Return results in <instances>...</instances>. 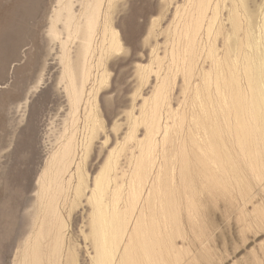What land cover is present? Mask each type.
Returning a JSON list of instances; mask_svg holds the SVG:
<instances>
[{"label": "rangeland", "instance_id": "374dc122", "mask_svg": "<svg viewBox=\"0 0 264 264\" xmlns=\"http://www.w3.org/2000/svg\"><path fill=\"white\" fill-rule=\"evenodd\" d=\"M55 1L0 0V264H19L21 245L30 232L36 181L55 149L68 113L65 94L58 84V47L46 33ZM216 3L217 19L209 35L204 23L190 44L197 15L187 0L115 1L111 24L123 47L106 60L107 80L96 94L95 113L101 127L81 160L88 189L79 200L70 190L59 209L68 262L91 264L94 254L87 243L91 206L86 197L112 149L127 145L136 156L135 142L124 138L134 118H140V112L152 106L151 93L159 82L154 71H158L159 78H167L168 98L175 110L185 88L201 93L223 89L225 60H245V55L254 51L248 48L245 34L259 35L264 48V0H244V4L242 0H212L211 9ZM207 16L211 17V13ZM188 22L190 27L185 33ZM212 48L217 63L208 55ZM157 60H161L160 67ZM190 64L192 77L186 72ZM255 64L256 58L247 63L250 73L264 71V63ZM99 73L92 72L86 98H93L94 91L88 92ZM185 75L187 87L182 83ZM145 98L148 101L144 104ZM165 108L158 111L162 126L166 121L171 124ZM83 112L82 108L81 118ZM135 129L136 138L141 139L145 134L143 124L137 122ZM251 131L257 134L261 130L253 126ZM173 132L174 128L170 134ZM85 136L86 131L80 128L79 146ZM157 139L160 141V137ZM251 141L258 149L262 145V140ZM228 147L236 163L229 168L225 188L213 189L209 201L201 200L197 205L195 226L190 227L185 213L180 211L183 225L169 221L165 229L159 204L151 209L154 216L146 219L155 227L154 239L160 251L168 239L171 244L167 246H175L164 255L172 264H264V154L256 155L261 159L260 175L256 176L248 159L241 156L239 144L231 139ZM80 156L78 150L76 163ZM74 170L75 166L70 174ZM124 170L122 152L116 181L124 184L122 193L127 182V175L121 176ZM173 195L170 193L169 198L174 206ZM179 226L180 232L176 229ZM158 263L162 264V260Z\"/></svg>", "mask_w": 264, "mask_h": 264}, {"label": "bare ground", "instance_id": "6f19581e", "mask_svg": "<svg viewBox=\"0 0 264 264\" xmlns=\"http://www.w3.org/2000/svg\"><path fill=\"white\" fill-rule=\"evenodd\" d=\"M115 1L56 0L49 17L46 33L50 42L58 47V84L65 94L68 113L55 149L46 158L36 181L30 232L21 245L19 264H74L73 260L68 262V253L65 255L64 221L59 209L60 204L66 203L70 190L74 199L79 200L86 196L88 189L81 172V160L101 127L95 113L96 94L107 80L106 60L123 47L118 31L111 24ZM187 1L192 13L197 15L194 35L189 38L192 44L204 23L209 35L217 19V3L211 9L212 0ZM208 12L211 17L207 16ZM189 27L188 22L185 33ZM220 28L221 25L218 30ZM245 39L248 48L254 51L246 54L245 60H225L223 89L201 93L198 89L185 88L175 110L170 106L167 78H159L158 71H154L159 82L151 93L152 106L145 113L141 111L140 118H134L124 138L135 142L136 156L127 145L112 149L94 176L86 197L91 206L87 238L94 254L91 264H159L160 259L162 264H172L164 255L175 246L169 248L168 239L160 251L154 239L155 227L146 223V219L154 216L151 209L159 204L165 229L169 221L183 225L180 211L185 213L187 224L195 226L197 205L201 200L209 201L213 189L225 188L229 170L236 163L229 154L231 139L239 144L241 156L248 159L256 176L260 175L261 159L256 155L264 154V71L257 70L253 75L247 63L256 58L255 65H263L264 48L259 35L247 33ZM215 52L212 48L208 55L217 63ZM157 65L160 67L161 60H157ZM191 66L186 70L190 77L193 76ZM93 71L100 73L89 89L88 95L94 91L90 99L85 94ZM182 83L188 86L186 75ZM147 101L143 99L144 104ZM165 106L164 113L171 124L166 121L162 126L158 111ZM82 108L83 118L80 117ZM139 121L145 133L141 139L135 136ZM253 126L261 131L255 134L251 131ZM80 128L86 131V136L79 146ZM251 139L262 140L259 149L257 144H251ZM78 150L81 156L76 163ZM122 152L126 170L121 176L127 175L124 193L121 192L124 184L116 182ZM171 186L175 189L170 190ZM170 193L174 194V206ZM181 226L176 228L179 232Z\"/></svg>", "mask_w": 264, "mask_h": 264}, {"label": "snow or ice", "instance_id": "6c2138e0", "mask_svg": "<svg viewBox=\"0 0 264 264\" xmlns=\"http://www.w3.org/2000/svg\"><path fill=\"white\" fill-rule=\"evenodd\" d=\"M210 210H212V209H211V206H210Z\"/></svg>", "mask_w": 264, "mask_h": 264}]
</instances>
